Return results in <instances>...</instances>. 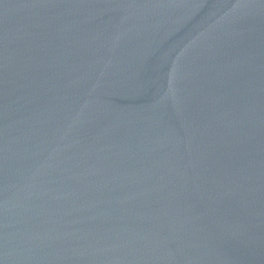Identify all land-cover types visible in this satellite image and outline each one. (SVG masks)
Segmentation results:
<instances>
[{
    "label": "water",
    "instance_id": "obj_1",
    "mask_svg": "<svg viewBox=\"0 0 264 264\" xmlns=\"http://www.w3.org/2000/svg\"><path fill=\"white\" fill-rule=\"evenodd\" d=\"M0 264H264V0H0Z\"/></svg>",
    "mask_w": 264,
    "mask_h": 264
}]
</instances>
